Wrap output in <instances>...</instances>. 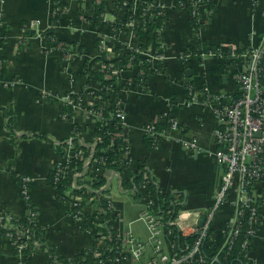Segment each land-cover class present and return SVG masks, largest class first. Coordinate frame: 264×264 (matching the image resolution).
I'll return each mask as SVG.
<instances>
[{
    "label": "crops",
    "instance_id": "1",
    "mask_svg": "<svg viewBox=\"0 0 264 264\" xmlns=\"http://www.w3.org/2000/svg\"><path fill=\"white\" fill-rule=\"evenodd\" d=\"M148 1L151 9L164 7L163 26L159 37L150 42L145 49L147 52L141 55L150 57V54L163 53V58L150 62L155 69L161 61L162 69L149 73L142 65L129 63L119 69L117 75L131 134L130 164L144 165L163 192L182 190L186 196L182 209L205 214L214 206L223 187L226 166L216 155L214 112L202 101L204 97L213 103L217 96H238L237 74L247 67L250 55L234 57L239 61L227 65L225 55L214 51L201 60L191 61L185 68L180 54L194 37L190 22L192 11L187 7L189 0ZM212 3L211 7L206 2L199 6L205 26L198 32L203 40L222 49L233 46L240 54H249L264 35V0H212ZM98 6L102 8L100 12ZM0 9L3 12L0 211L26 219L33 208L38 224L44 228L43 240L48 245H57L63 256L74 260L82 249L92 247L94 237L81 230L80 224L68 215L67 204L58 198L49 181L57 160L53 142L60 144L74 136L90 142L94 138L95 123L81 118L76 110L71 118H61L64 97L74 89L84 93L87 104H97L91 92H98L100 84L93 77L84 76L85 66L89 64L90 68L98 70L105 67V61L122 58L118 49L126 48L129 43L140 45L138 33L146 26L143 19L137 17L126 24V32L117 31L118 37L112 34L108 24L126 15L117 0H3ZM53 16H58L55 22L51 20ZM96 17L102 23L103 32L95 23ZM32 19H39L40 23L29 28L27 24ZM51 27L62 41L58 47L48 42L46 33ZM188 69L191 74L187 73ZM140 77L142 79L137 81ZM189 88L199 89L203 98L192 101ZM170 119L177 121L178 127L168 125L159 145L148 150L143 143L144 128L154 122L168 124ZM75 125L81 130L76 132ZM25 176L31 179L26 193L23 192ZM113 176V197H116L115 188L124 197L130 195L129 200L115 198L121 212L119 228L130 229L135 238L146 243L150 232L140 218L145 202L122 190L120 179L116 174ZM228 191L227 199L218 205L212 221V236L218 243L226 240L227 226L236 215V202L240 197L249 196L240 192L238 177ZM251 193L257 203L259 199L262 202L257 204L260 205V223L255 224L252 231L249 260L250 264H264V178L254 184ZM193 216H188L189 222L196 218ZM167 219H171L170 214ZM140 221L142 231L135 226ZM199 222L200 219L197 225ZM152 255L153 248L148 244L143 256L138 261L132 259V264H143ZM26 256L27 264H54L56 261L39 246L28 248ZM21 261L15 245L0 237V264H20Z\"/></svg>",
    "mask_w": 264,
    "mask_h": 264
},
{
    "label": "built area",
    "instance_id": "2",
    "mask_svg": "<svg viewBox=\"0 0 264 264\" xmlns=\"http://www.w3.org/2000/svg\"><path fill=\"white\" fill-rule=\"evenodd\" d=\"M2 1L3 0H0V2ZM200 2L201 0H197L193 6L192 16L197 18L199 22H202V12L199 10V7H197ZM158 9L159 12H161L164 7L158 6ZM146 17L149 16L147 15ZM2 23L3 12L0 9V28L3 25ZM39 23V19H32L28 22L27 27L32 28ZM126 48L135 49L142 54L147 52L145 50H140L138 44L129 43ZM228 49H230L231 57H247V55H250V62L247 67L237 74L240 94L233 98L217 96L215 97L216 101L210 103L205 97L203 98V93L199 89L191 88L189 90V98L192 101L197 98H203L202 103L210 106L214 112L216 120L214 136L218 142L216 155L219 161L226 166V172L223 176V187L218 194L214 206L205 214H202L201 211L188 212L187 209H181L175 220H166L150 212L151 206H153L155 201H153L149 194H146L147 185L142 183L141 189L144 191H142L144 197L141 199L147 206L140 218L145 221L149 229V243L155 247V254L146 259L144 264H184L191 263L192 259L197 260L198 264H205V260L200 253L201 240L204 235H206L207 231L211 229L217 207L222 201L227 199L228 190L237 177L239 178L240 192L249 193V196L245 199L240 197L238 202H236L238 207L232 223L235 222L238 216L243 215L244 209L242 206L250 207L252 211V216L250 218L252 230L255 224L260 223L258 215L259 206L254 196H252L251 189L255 183L264 178V35L258 44L249 50V54H240V50H237L233 46H228ZM211 53L213 52L208 54ZM150 55V62H155L164 56L163 53ZM205 55L206 54H203L202 57ZM180 58L181 60L185 59L188 61L192 59L190 55H185L184 51L181 52ZM109 70L110 73L107 74V77L118 75L119 69L113 64L110 65ZM97 89H99V92L101 87L99 86ZM80 94L79 91L70 89L68 94L64 97L65 102L71 104L74 110L82 115L81 118L84 120L91 119L93 123H96L97 119L102 116V113H95L93 109L83 107L81 97L76 99L73 97V95ZM96 99L98 102V96H96ZM122 101L121 99L118 102V108L116 110V115L121 119L120 126L123 127V131L118 133L119 136H125L128 133V125ZM169 121L171 122L170 126L174 128L178 127L179 124L177 121L174 119H170ZM156 124L157 123L154 122L148 125L144 128V133L153 135L165 134L164 131L161 132L157 129ZM258 132L261 134L257 135ZM73 138L74 137H71L65 141L66 143L63 146L62 153L59 154L57 151V160L53 164V168L55 169V184L52 186L54 190L63 196L60 200H63V202L67 204L71 211V216L81 221L83 217L85 219L90 215V218L92 215H95V213L102 212L104 208H95L92 204L95 201L93 193L101 192L104 188L109 187L110 190L103 194L102 197L106 200L107 206L114 218V228H118L116 247L118 250H114L115 258L113 260L103 261L101 256L104 252L101 248L105 246L106 239L109 238V236H104L102 235L103 232L95 230L99 237L95 240L93 247L94 257L98 259V264H106L108 262L126 264L124 261L125 253H131L135 260L140 259L147 249L146 243L135 238L130 229L119 228L118 225L121 219V212L112 195L111 185L114 174L118 176L120 183L122 180L121 176L116 171L111 172L109 169L104 170V168H96L95 164H92L95 147L102 143V139L94 136L93 140L87 143L83 137H81L78 143L75 144ZM195 143L196 141L192 142L193 145H195ZM82 145H88L90 147V153L88 155L85 154L84 149L81 147ZM129 152H131V145L124 154L120 155V159L117 161L120 166H126V160L131 159ZM79 161L83 163L82 167L79 166ZM124 173V178L130 179L134 177V172L131 173L130 171L127 172L124 170ZM101 176H106V184L100 187L93 186L94 183L97 182L98 177ZM145 178L148 180L150 179L149 173H145ZM30 180L28 176L23 177L24 193L27 192ZM62 186H64V188L61 190ZM80 190L81 193H79ZM86 205H88V208H86ZM30 211L31 215L26 219L30 224H35V226L31 228L25 226L23 222L19 221V217H15L10 212L0 211V225L8 229V232L5 234L0 231V237L9 239L15 245L17 252L22 256L20 264H26L25 251L33 245L38 247L40 245L38 240L42 239L43 236L44 228L38 224L35 210L31 208ZM190 214L196 217L192 222L188 220ZM201 214L206 216L203 226L197 225L200 216H202ZM80 223L81 222H79V224ZM94 223V219L91 218V225L94 226ZM167 224H176L183 235H189L200 231V236L186 253H180L175 249L173 231ZM93 229L94 228H91L86 231L91 233ZM37 232L38 238L32 240V236H35ZM238 233V229L229 230L223 244H231L233 242V236H236Z\"/></svg>",
    "mask_w": 264,
    "mask_h": 264
},
{
    "label": "trees",
    "instance_id": "3",
    "mask_svg": "<svg viewBox=\"0 0 264 264\" xmlns=\"http://www.w3.org/2000/svg\"><path fill=\"white\" fill-rule=\"evenodd\" d=\"M117 2L118 5L126 11V15L123 19H119L113 23H109V31H111L112 34L114 33V31L117 30H120L121 32H126L128 30L126 24L137 17H141L145 23L146 29L139 30L138 41L140 44V50H145L149 46L150 42L159 37V29L163 26V17L161 15L163 13V10H161L162 12H159V10L157 9L158 7L155 9H151V2L148 0H117ZM196 2L197 0H189L187 7L192 11L193 6ZM203 2L208 3L210 7L213 5L212 0H201L199 6ZM59 6L60 5L55 6L52 15H54L56 8H58ZM199 6L197 5V7ZM101 10L102 8L98 6L97 11L100 12ZM148 14L151 15V18L149 17V19L147 20L146 16ZM57 17L53 16L51 20L55 22ZM190 22L192 28L194 29V37L187 45V48L183 51L185 55H190L192 59L190 61L182 59L185 68L190 65L191 61L201 60L203 59V54H208L214 51L221 52L225 55L227 65H233L239 61L238 59L231 57L229 52L230 49H222L215 45H209L203 40L200 33L198 32L201 28L203 29L205 26L203 24V21L199 22L197 18L192 16ZM95 23L100 28L99 30L103 32L102 23L99 22L98 17L95 18ZM46 34L48 42L52 46L58 47L62 42L57 36V34L53 31L52 27L48 30ZM62 46L64 47V45ZM118 50L121 53L122 58H117L114 61H105L104 68L94 70L90 68L89 64H87L84 68V76H91L100 84L101 89L99 92H91L94 96H98V103L87 104L84 101V93H81L80 95H73L75 99L81 97L83 107L93 109L95 113H102V116L97 119V122L95 123L93 132L95 137L102 139V143L98 144L95 147L94 155L92 158V164H95L96 168H104V170L109 169V171L111 172H118L122 178V190L132 193L137 199H141L144 197V191L141 189V184L145 183V185H147L146 191L148 192H146V194H149L153 201H155L153 206H151L150 212L157 214L159 217H165L166 220H170L167 219L168 214L170 212L171 220H175L178 212L182 209V206L184 204L183 201L186 200L185 193L182 190L173 189H171L169 192H163L161 187H159V185L156 183L155 177L152 176L149 180L145 178V173H149V170L142 164L135 166L137 163L135 165L130 164V160H126V166L122 167L119 165V162H117L120 159V155L124 154L128 150V147L131 145V134L129 135L128 130V133L125 136L118 135L119 132L123 131V127L120 126L121 119L116 115L118 102L122 99L121 86L119 85L117 75L107 77V74L110 73V65L112 64L118 69H122L126 64L129 63L140 64L146 69L147 72L154 73L156 72L155 70L162 69V65L160 64L162 62L158 61L156 68L153 69L150 64L151 59L145 55H141V53L136 51L135 49H128L124 47L123 49L119 48ZM136 79L137 81H139L142 78L140 77ZM73 113V106L65 102V104L61 108L60 117L62 118L66 116L67 118H71L73 116ZM170 123V121L168 124L157 123L156 127L159 131L166 132L168 128L167 126H170ZM79 130H81L80 126L75 125V131L78 132ZM163 137L164 134L153 135L148 133L144 135L143 143L148 150H152L159 145ZM73 139L75 144H77L79 141V137L74 136ZM64 141L60 144L53 142V146L56 148V151H58L59 154L63 151V146L66 143ZM81 147L84 149L86 155L90 153V147L88 145H82ZM82 165L83 163L79 161V166L82 167ZM124 170H126L127 172L130 171L131 173L134 172V177L130 179L124 178ZM54 173L55 169L53 168L51 170V173L49 174V181L52 185L55 184ZM106 182V176H101L98 177L97 182H95L93 186H104ZM62 188H64V186L61 187V190ZM109 190L110 188L106 187L101 190V192L93 193L95 201L92 204L95 206V208L101 207L102 209H104L102 210V212L95 213V215H92L90 218L89 215L88 218L86 217L84 219L83 217L81 221L76 220L74 217L71 216V211L66 205L68 209V215L75 219L78 224L79 222H81V230L86 231L88 229L94 228L91 232L94 237V244L95 240L99 237L97 236V232L95 230L103 232L102 235L104 236H109V238L106 239V243L104 246L105 249L104 247L101 248V250L104 252V254L101 256L103 261H108L110 259L113 260L115 258V251L118 250V248H116L118 228H114V218L112 217L111 211L107 206L106 200L102 197V195ZM79 193H81V190L79 191ZM57 196L59 199L63 198L61 194H57ZM259 200L260 202H262V199ZM260 202H258L257 204H260ZM146 206L147 205L145 203V208ZM86 208H88V205H86ZM242 208L244 209L243 215L238 216L234 223L228 224L226 229V234L229 233V230H239V233L236 236H233V242L231 244L224 245L223 243H218L217 241H215L212 236V229L208 230L206 235H204V237L202 238L200 243V253L205 260V264H250V241L253 237V230L250 219L252 216V211L250 207L247 206H242ZM258 215L260 217V214ZM14 216L18 217L16 215ZM19 218V221L23 222L25 226H28L29 228L35 226V224H30L27 219L21 217ZM91 218L95 221V223L93 224L94 226L91 225ZM167 226L170 227L173 231V241L175 249L180 253H186L189 248L195 244V242L200 236V231L189 235H183L176 224H167ZM0 231L5 234L8 232V229L0 225ZM36 238H38V232L35 236H32V240ZM38 241L40 243L39 248L47 251L52 261L56 260L57 264H90L91 262L97 263L98 261V259L95 258L93 254L94 244L91 248L82 249L79 255L73 260L63 256L57 245H48L43 240V238ZM148 244H150L149 239L146 241V245ZM150 246L153 248L154 251L155 247L152 244H150ZM32 247L35 248L36 246L33 245ZM24 255L25 262L27 264V251H25ZM132 259L133 256L131 253L124 254V261L126 264H132ZM53 263L55 264L54 261ZM106 264L114 263L108 262ZM184 264H198V262L197 260L192 259L191 263Z\"/></svg>",
    "mask_w": 264,
    "mask_h": 264
},
{
    "label": "rangeland",
    "instance_id": "4",
    "mask_svg": "<svg viewBox=\"0 0 264 264\" xmlns=\"http://www.w3.org/2000/svg\"><path fill=\"white\" fill-rule=\"evenodd\" d=\"M130 23H131V22H130ZM199 32H200V31H199ZM114 33H115L116 37L119 36V33H118L117 31H114ZM200 33H201V32H200ZM206 55H207V54H206ZM206 55H205V56H206ZM205 56H204V57H205ZM75 91H76V90H75ZM114 191H115V194H116V195H115V196H116V197H115L116 199H118V198H124V199H126V200H129V199H130V197H129L130 195H128V196L125 195V197H124V196H123L124 194L121 193V192L119 191L118 188H115ZM127 218H128V217L126 216V219H127ZM141 224H143V222H141V221L135 223V226H136L137 228H139L140 231H142V225H141ZM42 238H43V236H42Z\"/></svg>",
    "mask_w": 264,
    "mask_h": 264
},
{
    "label": "water",
    "instance_id": "5",
    "mask_svg": "<svg viewBox=\"0 0 264 264\" xmlns=\"http://www.w3.org/2000/svg\"><path fill=\"white\" fill-rule=\"evenodd\" d=\"M187 73L188 74H191V69H188L187 70ZM261 133L258 132L257 135H260ZM0 209H1V206H0ZM205 215H202L201 218H200V222H199V226H203L204 222H205Z\"/></svg>",
    "mask_w": 264,
    "mask_h": 264
}]
</instances>
